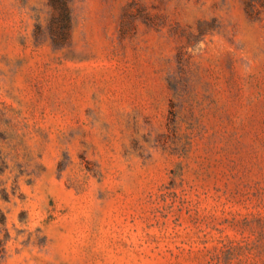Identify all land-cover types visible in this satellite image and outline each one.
<instances>
[{
  "label": "rangeland",
  "instance_id": "1",
  "mask_svg": "<svg viewBox=\"0 0 264 264\" xmlns=\"http://www.w3.org/2000/svg\"><path fill=\"white\" fill-rule=\"evenodd\" d=\"M48 2L0 0V264H264V0Z\"/></svg>",
  "mask_w": 264,
  "mask_h": 264
},
{
  "label": "trees",
  "instance_id": "2",
  "mask_svg": "<svg viewBox=\"0 0 264 264\" xmlns=\"http://www.w3.org/2000/svg\"><path fill=\"white\" fill-rule=\"evenodd\" d=\"M48 3L52 9V20L49 27L51 33H54L52 37L53 43L63 45L68 41L70 34L69 0H49Z\"/></svg>",
  "mask_w": 264,
  "mask_h": 264
}]
</instances>
